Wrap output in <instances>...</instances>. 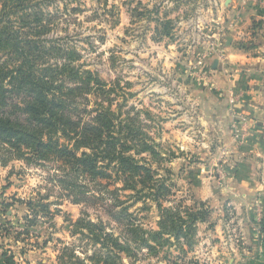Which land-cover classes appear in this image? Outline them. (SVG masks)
Returning <instances> with one entry per match:
<instances>
[{
  "label": "rangeland",
  "instance_id": "rangeland-1",
  "mask_svg": "<svg viewBox=\"0 0 264 264\" xmlns=\"http://www.w3.org/2000/svg\"><path fill=\"white\" fill-rule=\"evenodd\" d=\"M26 6L31 20L39 13L45 26L34 23L22 27L23 32L41 38L38 44L50 49L37 57L38 64L73 62L93 71L107 93L87 95V116L96 114L103 99L123 125L136 119L143 134L132 144L140 148L146 140L155 146L156 156L150 151L141 156L157 169L155 178L166 179L170 192L156 200L150 190L123 188L116 174L95 182L77 180L56 162H28L0 148V224L9 228L0 231V264H5L4 251L18 264H73L76 259L71 262L64 248L90 262L101 245L93 242L84 225H76L79 221L102 224L106 232L124 240L132 235L126 230L129 220L145 230H158L162 208L178 207L185 216V208L201 207L200 202L209 212L197 224L194 243L171 237L156 249L142 245L134 257L123 253L124 263L263 261L264 124L254 122L247 108L253 103L264 108V0H235L234 5L233 0H27ZM20 14L11 16L15 28L21 27ZM14 58L0 51V63ZM216 91L225 95L228 110H237L234 116L229 111L236 149L221 141L216 146L182 147L178 140L183 131L177 134L173 129L188 123L193 117L189 112L208 110L209 101L202 95ZM190 130L188 137L198 134ZM217 132L209 131L211 136ZM74 182L86 195L72 187ZM31 200L48 204L51 217L39 216L27 233L24 216ZM5 203L12 204L8 217L3 214ZM209 220L210 227L223 222L227 243L215 246V257L194 258L211 245L199 228Z\"/></svg>",
  "mask_w": 264,
  "mask_h": 264
},
{
  "label": "trees",
  "instance_id": "trees-1",
  "mask_svg": "<svg viewBox=\"0 0 264 264\" xmlns=\"http://www.w3.org/2000/svg\"><path fill=\"white\" fill-rule=\"evenodd\" d=\"M26 1L4 0L0 12V51L7 50L15 57V60L0 63V148L7 150L12 157L28 162H56L77 180L86 177L95 182L111 179L116 174V179L123 182L125 189L137 192L150 190L156 200L169 193L166 179L155 178L157 169L141 156L144 151L156 156L155 146L146 140L140 148L132 144L139 134H143L141 126L136 125V119L129 118V123L123 125L117 112L104 104L103 99L97 103L96 114L87 116L85 104L83 106L87 95L98 90L102 94L107 93L104 92L103 82L93 71L81 69L73 62L47 66L38 64L36 59L44 57L50 49L42 45L45 48L42 50L38 44L41 38L33 39L31 33L23 32L22 27L34 23L45 26L39 13L35 12L31 20V13L25 10ZM13 13H22L19 15L20 28L13 25ZM38 51L42 52L35 56ZM104 99L110 101L109 97ZM132 149L135 153L131 152ZM71 185L79 187L78 193L86 195L78 182ZM198 204L201 207L185 208V216L178 207L162 208L158 230H145L129 220L126 230L132 235L124 240L106 232L102 224L81 220L76 225H84L93 242L101 245L99 254L96 251L89 258L90 262H86L71 249H64L70 251V261L76 259L73 264H125L122 254L134 257L135 249L142 245L156 249V245L170 242L171 237L176 242L183 239L192 244L198 222L205 221L209 212L203 207L205 203ZM27 205L28 213L24 219L29 233L39 216H51L49 205L42 200H31ZM9 206L12 204L5 203L3 214L6 217ZM1 230L7 232L9 228L0 224ZM2 256L5 264H18L7 251ZM250 264H264V260Z\"/></svg>",
  "mask_w": 264,
  "mask_h": 264
},
{
  "label": "crops",
  "instance_id": "crops-1",
  "mask_svg": "<svg viewBox=\"0 0 264 264\" xmlns=\"http://www.w3.org/2000/svg\"><path fill=\"white\" fill-rule=\"evenodd\" d=\"M234 3L235 0H233V5ZM216 92H212V93L206 92L202 95L203 97H206V100L209 101L208 110L205 109L201 110L197 108V110H194V112H189L187 115L193 117L187 120L188 123L186 125H182V129H178V130L173 129L172 132L177 134H181L180 131H183L182 132L183 137L180 140H178L182 147L193 146L195 143L197 144V146H201L203 144V146L206 147L213 143H214L213 145L216 146L217 143L221 141V145L224 144L230 146L228 147L230 149H236V145L233 144L234 141L232 140L233 131H232V123L230 121L229 110L226 105L227 100L225 98V95L221 96L220 93L218 92L216 93ZM212 98L214 100H212ZM247 109L248 112L251 114L250 116L255 118L254 122H257L258 120L259 122L258 124H264V108L262 106H260L257 103H253ZM183 119L185 118L183 117ZM248 121H251V124H253L252 118L249 117ZM215 125L218 127L215 128ZM190 129L195 130L198 134L195 135L192 134V137H188V135L190 134L189 132L191 131ZM211 130L218 131L217 132L218 134L211 136V134L209 133V131ZM222 134L223 136L222 138H220ZM253 137H255V135ZM227 141L229 142L226 143ZM232 154H235V152H232ZM210 223H212L210 222V220L208 222L201 223L199 228H201L200 230L204 232L203 235L205 237H210L212 239L209 241L210 238H208V242H207L210 243L211 245H207L204 250L202 248L199 251L200 252L199 255L194 258L206 257L207 259H210L211 257H215L217 254H219V251L215 246L220 247L224 243H227L225 242L226 237L225 234H223V230H222L223 222L221 220H217L215 224L211 225V227L209 226ZM205 228L207 229L205 230ZM210 228H213L214 230L210 231ZM214 231L216 232L214 233ZM206 232L208 233L210 232L211 236H208ZM223 254H226V252L224 251Z\"/></svg>",
  "mask_w": 264,
  "mask_h": 264
},
{
  "label": "built area",
  "instance_id": "built-area-1",
  "mask_svg": "<svg viewBox=\"0 0 264 264\" xmlns=\"http://www.w3.org/2000/svg\"><path fill=\"white\" fill-rule=\"evenodd\" d=\"M231 101H233L234 102V99H231ZM231 113H232V115L234 116V114H236L237 113V110L235 109V108H230V110H229ZM238 114V113H237Z\"/></svg>",
  "mask_w": 264,
  "mask_h": 264
},
{
  "label": "water",
  "instance_id": "water-1",
  "mask_svg": "<svg viewBox=\"0 0 264 264\" xmlns=\"http://www.w3.org/2000/svg\"><path fill=\"white\" fill-rule=\"evenodd\" d=\"M230 42H231V38H228V43ZM217 64H218V60H215L213 63V68H216Z\"/></svg>",
  "mask_w": 264,
  "mask_h": 264
}]
</instances>
